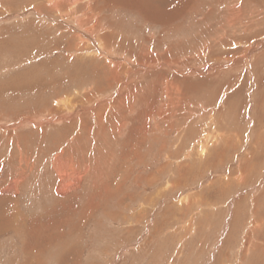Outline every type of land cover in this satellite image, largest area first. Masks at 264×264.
<instances>
[{"label": "rangeland", "instance_id": "obj_1", "mask_svg": "<svg viewBox=\"0 0 264 264\" xmlns=\"http://www.w3.org/2000/svg\"><path fill=\"white\" fill-rule=\"evenodd\" d=\"M263 39L264 0H0V264H264Z\"/></svg>", "mask_w": 264, "mask_h": 264}, {"label": "bare ground", "instance_id": "obj_2", "mask_svg": "<svg viewBox=\"0 0 264 264\" xmlns=\"http://www.w3.org/2000/svg\"><path fill=\"white\" fill-rule=\"evenodd\" d=\"M53 1V0H51ZM50 2V1H49ZM59 2V1H58ZM68 2V1H67ZM62 3V2H61ZM143 3V2H142ZM47 4H49L47 2ZM52 4V3H51ZM58 4V3H57ZM50 5V4H49ZM62 5V4H61ZM54 6V5H53ZM59 6V5H58ZM91 11V10H90ZM233 15V14H231ZM75 17V16H74ZM23 19V18H22ZM79 19H77L76 21H78ZM75 21V20H74ZM81 26V25H80ZM82 27V26H81ZM80 29V28H79ZM82 29V28H81ZM80 29V30H81ZM83 33V32H82ZM85 33V32H84ZM88 34V33H86ZM93 35V34H92ZM100 39V38H99ZM264 40V39H263ZM99 44H100V41H99ZM105 49V48H104ZM113 52V51H112ZM108 53V52H107ZM110 54V52H109ZM108 56V55H107ZM126 61V59H124ZM122 61V60H121ZM127 62V61H126ZM128 64V63H127ZM160 64V63H159ZM115 65V64H114ZM118 69V68H117ZM142 69V68H141ZM162 72V71H161ZM157 74V73H156ZM110 79V78H109ZM147 84V83H146ZM130 88V87H129ZM131 91V90H130ZM132 92V91H131ZM133 92H136V91H133ZM130 93V92H129ZM134 94V93H132ZM135 95V94H134ZM127 96V95H126ZM132 96V95H131ZM124 97V96H123ZM130 97V96H129ZM135 97V96H134ZM125 98V97H124ZM133 98V97H132ZM70 99V98H69ZM68 99V100H69ZM140 99V98H139ZM60 101V100H59ZM91 101V100H90ZM126 101V100H125ZM132 101V100H131ZM62 102V101H61ZM133 102V101H132ZM59 103V102H58ZM69 103V102H68ZM134 103V102H133ZM129 104V102H128ZM148 106V105H147ZM97 107V106H96ZM106 108V107H105ZM108 109H109V106H108ZM72 110V109H71ZM118 110V109H117ZM180 110V109H179ZM190 110V109H189ZM103 111V110H102ZM74 112V111H73ZM87 112V111H86ZM93 112V111H92ZM96 112V111H95ZM107 112V111H105ZM98 113V112H97ZM112 113V112H111ZM116 113V112H114ZM122 113V112H121ZM185 113V112H184ZM87 115V114H86ZM96 115V114H95ZM94 115V116H95ZM102 115V114H101ZM100 115V116H101ZM112 115V114H111ZM59 116V115H58ZM62 116V114H61ZM99 116V114H98ZM99 116V117H100ZM113 116V115H112ZM191 116V115H190ZM98 117V118H99ZM102 117V116H101ZM94 118V117H93ZM29 120V119H28ZM56 121V120H55ZM94 121V120H93ZM116 121V120H114ZM29 122V121H28ZM26 123V122H25ZM31 123V122H30ZM99 123V122H98ZM23 124V123H22ZM118 127V126H117ZM120 128V127H119ZM159 128V127H158ZM103 133V132H102ZM94 139V138H93ZM209 142V141H208ZM70 143V142H69ZM202 151V150H201ZM203 152V151H202ZM55 158V157H54ZM67 159V158H66ZM65 160V159H64ZM54 161V160H53ZM52 161V164L56 163V168H55V172H56V176L58 178V182H59V188L60 190L64 191V195L66 196L67 194L73 192V190H76V188L78 187V184L80 183V178H81V171H78V170H75L76 167L73 169L72 167L70 168V164L61 159H58V161L56 162H53ZM73 163V162H72ZM77 165V164H76ZM53 166V165H52ZM74 166V165H73ZM94 166V165H93ZM95 168V167H94ZM93 168V169H94ZM73 169V170H72ZM96 169V168H95ZM70 170V171H69ZM97 174V173H96ZM17 175V174H16ZM20 182V181H19ZM18 184V183H17ZM94 184V183H93ZM12 185V184H11ZM10 185V186H11ZM15 184H13L14 186ZM58 185V184H57ZM16 187V186H14ZM58 187V186H57ZM13 191H15L13 189ZM7 192V191H6ZM107 192V191H106ZM76 194V193H75ZM17 200V199H16Z\"/></svg>", "mask_w": 264, "mask_h": 264}]
</instances>
